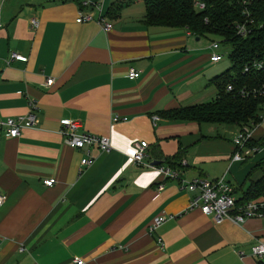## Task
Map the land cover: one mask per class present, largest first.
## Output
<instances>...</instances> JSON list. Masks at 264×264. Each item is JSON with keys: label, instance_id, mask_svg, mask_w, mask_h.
<instances>
[{"label": "crops", "instance_id": "0c3cea01", "mask_svg": "<svg viewBox=\"0 0 264 264\" xmlns=\"http://www.w3.org/2000/svg\"><path fill=\"white\" fill-rule=\"evenodd\" d=\"M79 11L89 18L77 22ZM143 14L141 0L2 1L0 118L25 114L32 100L37 121L16 137L0 128V264H264L250 253L264 244V216L216 224L187 207L196 191L180 185L223 177L243 199L264 173V153L233 160L231 139L203 126L212 123L159 114L214 98L209 79L222 72L219 60H209L200 37L146 26ZM129 68L138 76L129 78ZM203 85L213 88L205 94ZM62 119L107 135L111 149L94 148L81 166L83 151L63 143ZM140 140L149 164L179 155L178 177L135 167L125 152ZM157 216L164 219L149 231Z\"/></svg>", "mask_w": 264, "mask_h": 264}, {"label": "trees", "instance_id": "16d2710c", "mask_svg": "<svg viewBox=\"0 0 264 264\" xmlns=\"http://www.w3.org/2000/svg\"><path fill=\"white\" fill-rule=\"evenodd\" d=\"M141 1L144 5L142 22L146 26L184 28L193 37H217L231 48L229 67L209 79L216 89L214 98L199 104L159 111V114L172 120L234 126L250 120L258 121V110L264 97L241 95L239 91L240 88L264 83V66L258 70L242 71L249 61L258 60L264 55V0H254L249 5L247 19L252 22L248 24L244 35L235 30V25L246 19L241 15L239 0ZM195 2L201 3L203 7L197 8ZM211 42L216 41L212 39ZM227 83L231 84V91L225 90ZM254 140L253 144L264 145V134ZM179 160V155L175 154L164 161L170 168H176ZM263 191L264 173L258 180L251 182L243 199L235 201L239 203L252 199Z\"/></svg>", "mask_w": 264, "mask_h": 264}, {"label": "built area", "instance_id": "2783aa9c", "mask_svg": "<svg viewBox=\"0 0 264 264\" xmlns=\"http://www.w3.org/2000/svg\"><path fill=\"white\" fill-rule=\"evenodd\" d=\"M0 0V9L1 3ZM254 0H239V6L241 7V15L246 19L243 22H239L235 25L236 33L244 35L248 30V24L252 22L251 19H247L249 16V5ZM97 7V4H95ZM197 8H202L203 5L199 2H195ZM89 18L88 14H83L81 11L77 14V22H83ZM101 29L108 31L110 23L104 21L101 17L98 19ZM38 24V20L31 18L29 20L30 28H35ZM218 47L216 42L209 44L210 54L208 56L211 62H216L221 59V55L216 53L214 49ZM10 59L25 60V56L17 52H10ZM264 66V55L258 60L249 61L243 66V72L249 70H258ZM129 78H135L138 76V71L133 68H129L127 71ZM52 78H46L45 84L50 85ZM231 84L225 85V90L231 91ZM241 95L262 96L264 97V83L251 88H240ZM34 103L29 101L28 110L25 114L0 118V128H2L4 134L7 137H16L20 134L23 128H30L36 123V116L34 114ZM157 119L156 116H151L152 123ZM61 128L59 130L63 143L70 148L83 151L84 156L80 159V165L86 166L92 163V150L106 152L111 149L110 140L107 135H95L89 132H79V121L76 119H62L60 121ZM260 125H264V102L260 105L258 110V121L250 120L246 123L237 126V131L233 133L231 137V143L233 145V160H243L246 156L255 155L258 153H264V145L253 144V134ZM147 143L143 140L133 142L131 146L126 150L125 155L129 161L138 168L147 167L154 168L160 172L166 178H177L178 172L169 166L164 165H152L149 164L145 157L147 156ZM181 165H184L183 161H180ZM44 185H51L54 182L53 178L43 179ZM183 189L189 191H196L188 204V208H197L202 214L209 216L214 223H220L224 219H229L234 223H242L247 218L264 216V191L261 196L244 200L237 203L233 196V187L223 177L207 179L203 177L192 178L187 181H183L181 184ZM161 185L157 186L160 189ZM2 195H0V204L2 202ZM164 216L155 217L148 229L151 231L155 228ZM250 253L254 258H260L264 255V244L260 241H256L250 247ZM73 264H81V259L73 258L71 260Z\"/></svg>", "mask_w": 264, "mask_h": 264}, {"label": "rangeland", "instance_id": "374dc122", "mask_svg": "<svg viewBox=\"0 0 264 264\" xmlns=\"http://www.w3.org/2000/svg\"><path fill=\"white\" fill-rule=\"evenodd\" d=\"M212 39H215V41L218 44V47L216 49H214V51L221 55V59L218 61V63L222 67L221 71H223L226 68H228L229 65H230V59H229V56H228L229 52L231 51L230 46L228 44L222 42L217 37H211V36H202V37H200V39L197 41V44L201 45L204 48L205 47L207 48V46L209 48V44L212 41ZM204 80H206V79H204ZM206 82H207V80H206ZM204 85L202 86L201 90L205 89L204 93L207 94V92L212 90L213 87H208V86L204 87ZM208 89H210V90H208ZM208 100H210V98ZM208 100L206 98L202 102H206ZM203 126H207L208 132L212 133V135L215 133L214 129H216L218 131V134H220L226 140V142L229 141L231 139L233 133L237 131V126H234V125H225V124L213 125V124H208V125H203ZM262 134H264V125H260L258 128H256V131L253 134V139L258 138V136L262 135Z\"/></svg>", "mask_w": 264, "mask_h": 264}, {"label": "water", "instance_id": "95a60500", "mask_svg": "<svg viewBox=\"0 0 264 264\" xmlns=\"http://www.w3.org/2000/svg\"><path fill=\"white\" fill-rule=\"evenodd\" d=\"M194 39L197 40L198 37L196 36ZM158 163H159V161H153V162H151V164H158Z\"/></svg>", "mask_w": 264, "mask_h": 264}]
</instances>
